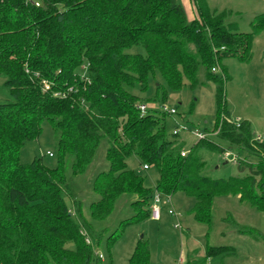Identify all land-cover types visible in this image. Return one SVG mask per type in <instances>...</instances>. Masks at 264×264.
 Wrapping results in <instances>:
<instances>
[{"label": "trees", "instance_id": "1", "mask_svg": "<svg viewBox=\"0 0 264 264\" xmlns=\"http://www.w3.org/2000/svg\"><path fill=\"white\" fill-rule=\"evenodd\" d=\"M195 2L199 15L190 21L179 0H40L41 7L0 0V87L7 95L0 102V264H104L106 255L112 260L121 229L151 218L154 193L145 177L129 169L132 157L158 171L156 191L162 196L192 199L191 214L208 227L207 238L219 198L237 197L264 212V142L253 138L249 121L237 128L224 94L223 61L250 59L255 34L232 31L231 12H210L203 0ZM252 26L264 30V15ZM135 48L145 55L131 53ZM217 66L222 73L213 71ZM158 74L164 84L145 101L139 93H147ZM41 79L54 84L52 91H43ZM205 82L216 85L217 135L190 148L181 133L168 131L171 116L155 110L142 116L138 109L141 102H158L160 94L167 103V89H195ZM70 87L76 91L68 99L53 96ZM45 122L54 131L57 167H47L42 158L22 164L24 145L40 138ZM103 142L110 167L94 179L99 199L86 214L77 179ZM225 148L262 162L240 158L244 177L211 179L205 154L223 156ZM185 150L189 154L182 157ZM124 196L136 198L135 215L106 237L108 229L100 224ZM223 223L240 235L259 236L231 214ZM234 251L207 242L202 260L190 254L185 264H207ZM129 264H151L145 238Z\"/></svg>", "mask_w": 264, "mask_h": 264}, {"label": "rangeland", "instance_id": "2", "mask_svg": "<svg viewBox=\"0 0 264 264\" xmlns=\"http://www.w3.org/2000/svg\"><path fill=\"white\" fill-rule=\"evenodd\" d=\"M205 9L210 12H231L228 19V27L232 31L255 34L252 46V56L246 61H241L236 57H228L223 61L226 69L224 78V94L227 102V110L236 121H249L251 124V134L254 139L260 138L264 142V30H258L252 26L256 18L264 15V0H203ZM196 14L198 15L197 11ZM130 53V51H129ZM131 53L145 55L142 48H135ZM87 76V71H82ZM203 81V77H201ZM0 80V83L2 85ZM200 85L191 89L187 84L181 91L167 89L168 108L176 109L177 114L167 120L168 131L170 133L180 132L188 135L187 147L190 148L196 143L194 132L215 131L216 123V85L213 82ZM164 84V80L158 74L155 80L151 81L150 90L143 94L139 93L145 101L155 98L154 90L156 85ZM7 95L0 87V102H4ZM164 96L149 104H163ZM160 101V102H159ZM145 103L146 102H141ZM193 112L190 113V110ZM228 150V148H225ZM108 146L103 142L95 160L84 176L78 177L77 181L81 185L82 201L85 213L91 203L99 199L93 192L92 184L98 174L107 172L110 164L106 159ZM47 152L54 154L49 157ZM56 153V140L54 131L50 123L45 122L42 134L39 139L27 142L20 156L22 164H31L36 158H42L43 163L54 169L58 165ZM242 160L252 164H259L262 160L259 157L247 153H239ZM205 160L208 162L206 174L214 180L242 178L245 173H241L237 163H226L223 156L206 153ZM129 169L136 171L146 178V186L155 193L159 178L158 171L151 168L149 171L143 170L135 157L128 161ZM184 198L183 202L179 198ZM135 197L124 196L117 203L114 213L100 224L107 228L108 233L116 232L121 228V223L132 218L135 211L131 203ZM192 199L178 193L173 198V209L181 214L182 229L176 227L178 220L169 215L172 205L165 200L161 204L163 219L161 222L148 220L134 223L124 229L116 240L111 252L113 264H129V260L134 253L136 245L141 238L148 241L151 251V264H185L188 257L202 260L206 254L207 242L214 247H233V255L222 258L212 257L207 264H264V212H257L247 203H240L237 197H222L216 200L214 207L215 225L207 238L208 227L198 223L191 214L190 205ZM227 214L233 215L241 226H249L259 231V236L250 237L240 235L235 230L229 228L223 219ZM152 219V220H151ZM71 246V245H70ZM104 249V248H102ZM199 253H193L194 251ZM105 253L104 250L98 251ZM106 254V253H105ZM196 254V255H190ZM190 255V256H189ZM112 260L104 264H109Z\"/></svg>", "mask_w": 264, "mask_h": 264}, {"label": "built area", "instance_id": "3", "mask_svg": "<svg viewBox=\"0 0 264 264\" xmlns=\"http://www.w3.org/2000/svg\"><path fill=\"white\" fill-rule=\"evenodd\" d=\"M25 3L29 6L32 7H41V3L40 0H24ZM82 71H87V67H83ZM214 72L217 71L218 73H222L220 71V67L217 66L214 70ZM29 74V70L26 71ZM36 78H40L39 74L36 73L35 74ZM83 80L87 78V76L83 75L82 76ZM41 84L43 87V91L44 92H50L52 91V88L54 86V84L50 83L47 80H43L41 79ZM75 89L70 87L68 88L67 91H56L54 93V97L61 99V100H66L69 98L70 95H72L73 93H75ZM138 109L141 113L142 116L146 115L150 110H155V111H159L161 113L167 114L169 116H174L177 114V110L176 109H172L170 110V108H168V105L166 103H163L161 105H157V104H149V103H139L138 105ZM241 125V122L239 120H236V126L237 128H239ZM174 133H180L178 132H174ZM217 135V133H212L209 131L206 132H200V131H195L194 132V136L196 138V143L200 142V141H205L208 140L212 137H215ZM257 141L262 142V140L260 138L257 139ZM189 154V152L187 150L183 151L181 153L182 157H186ZM47 155L49 157H54V154L51 152H47ZM223 158L229 163H237L240 159L239 155L231 150H226L225 153L223 154ZM264 162V160H263ZM150 169V167L148 165H144L143 166V170L148 171ZM166 201L169 204H173V200H172V196H162V194L159 191H155V193L153 194V198H152V204H151V218L154 220H160L161 218V214H162V208H161V204L163 203V201ZM169 215L176 218L178 220V223L176 225L177 228H179L180 230L182 229V224H181V214L179 212H176L173 209V205H172V209L169 211ZM87 243L91 244V241L89 239H87ZM97 254L100 255V257L103 258L102 253L97 251Z\"/></svg>", "mask_w": 264, "mask_h": 264}, {"label": "crops", "instance_id": "4", "mask_svg": "<svg viewBox=\"0 0 264 264\" xmlns=\"http://www.w3.org/2000/svg\"><path fill=\"white\" fill-rule=\"evenodd\" d=\"M181 2V4L183 5V7L185 8V11H186V14H187V17L190 21H193L194 19L198 18V15L196 14V11L198 13V10H197V7H196V2L195 0H179ZM242 121H244L243 119L241 118H238ZM182 139L184 140L185 144L188 142V135H183L182 136ZM150 170V169H149ZM148 170V171H149ZM185 196V195H184ZM175 196H172V200ZM186 197V196H185ZM179 201L180 202H183L184 201V198H179ZM192 201V200H191ZM173 205V204H172ZM192 205H193V201L191 202V205H190V210L192 208ZM174 206V205H173ZM163 214V213H162ZM161 214V218L160 220H152L154 222H161L162 219H163V215Z\"/></svg>", "mask_w": 264, "mask_h": 264}, {"label": "water", "instance_id": "5", "mask_svg": "<svg viewBox=\"0 0 264 264\" xmlns=\"http://www.w3.org/2000/svg\"><path fill=\"white\" fill-rule=\"evenodd\" d=\"M228 162L226 161V163L225 164H227Z\"/></svg>", "mask_w": 264, "mask_h": 264}]
</instances>
